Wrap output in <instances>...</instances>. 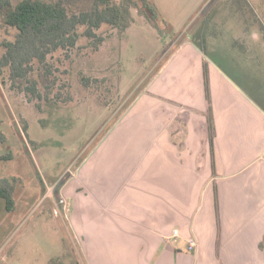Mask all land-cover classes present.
<instances>
[{"label": "rangeland", "instance_id": "obj_1", "mask_svg": "<svg viewBox=\"0 0 264 264\" xmlns=\"http://www.w3.org/2000/svg\"><path fill=\"white\" fill-rule=\"evenodd\" d=\"M153 2L160 12L162 35L134 11L135 22L126 32L106 25L97 31L104 38L97 49L82 37L68 57L62 51L51 55L49 90L40 85L34 97L26 91L31 84L14 87L7 72L6 80L0 78L4 138L0 139V179L18 183L13 212H7L5 201L0 200V264H49L59 256L68 263L88 264L85 239L71 223L66 183L79 161L89 155L93 159L97 151L99 160H138L146 152L153 137L146 134L133 145L125 132L128 122L116 132L111 128L138 102L155 99L156 103L159 99L153 94L161 92L162 85L169 87L167 93L179 94L186 82L192 83L195 62L191 56L197 52V34L206 18L209 39L203 55L214 77L217 72L220 78L253 92L260 87L264 95V0ZM15 33L0 24V58L5 53L1 42L14 41ZM85 78L88 87L83 84ZM162 78L165 82L155 86ZM61 92H69L72 101L61 99L52 107L49 102ZM174 96L166 100V112L188 109ZM106 134L110 139L104 142ZM158 150L152 144L139 160H158ZM206 214L203 208L193 226L204 221Z\"/></svg>", "mask_w": 264, "mask_h": 264}, {"label": "crops", "instance_id": "obj_2", "mask_svg": "<svg viewBox=\"0 0 264 264\" xmlns=\"http://www.w3.org/2000/svg\"><path fill=\"white\" fill-rule=\"evenodd\" d=\"M196 50L192 83L169 94L165 79L156 80L159 100L138 102L111 128L128 122L133 145L153 137L148 148L158 146V160H139L148 148L138 160H99L97 151L79 161L66 183L71 223L85 239L88 264H264V95L260 87L235 86L217 72L215 78L210 65L211 146L206 58ZM172 95L188 109L166 112ZM182 115L186 134L175 143L170 124ZM203 208L205 220L193 226ZM190 238L198 242L192 251Z\"/></svg>", "mask_w": 264, "mask_h": 264}, {"label": "trees", "instance_id": "obj_3", "mask_svg": "<svg viewBox=\"0 0 264 264\" xmlns=\"http://www.w3.org/2000/svg\"><path fill=\"white\" fill-rule=\"evenodd\" d=\"M240 3V0H236ZM241 8V5H240ZM134 11L146 18L162 35L160 12L153 0H0V24L3 28L14 30V41L3 40L1 47L5 50L0 58V78L8 79L14 87L24 82L31 84L28 93L37 96L39 86L48 90V78L52 75L49 57L57 52L69 55L79 45L80 38L88 39L97 49L104 41L97 34L103 26L126 32L135 22ZM210 20L206 18L199 28L198 48L206 54L208 48V29ZM81 30H83L81 32ZM38 69L35 70V67ZM45 72H38L41 69ZM37 71V76H33ZM89 79L83 84L88 87ZM19 85V86H18ZM204 98L208 114V133L211 146L214 141V122L212 118V99L210 90V64L203 63ZM62 92L50 101L53 107L63 99L72 101L73 97ZM40 96V95H39ZM186 116L170 124L171 141L177 143L185 136ZM27 129L25 128V133ZM0 132V139H2ZM4 139V138H3ZM17 179H0V200H4L7 212H13L16 206L15 193ZM72 257V256H71ZM66 262L65 256L52 258L49 264H78L77 261Z\"/></svg>", "mask_w": 264, "mask_h": 264}, {"label": "built area", "instance_id": "obj_4", "mask_svg": "<svg viewBox=\"0 0 264 264\" xmlns=\"http://www.w3.org/2000/svg\"><path fill=\"white\" fill-rule=\"evenodd\" d=\"M179 233L177 230L174 231V236L175 237H178ZM188 244H189V250L192 251V250H195L197 247H198V242L195 238H190L188 240Z\"/></svg>", "mask_w": 264, "mask_h": 264}]
</instances>
